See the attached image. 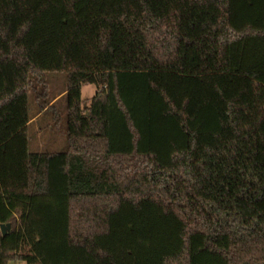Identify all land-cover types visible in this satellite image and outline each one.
<instances>
[{"label": "trees", "instance_id": "1", "mask_svg": "<svg viewBox=\"0 0 264 264\" xmlns=\"http://www.w3.org/2000/svg\"><path fill=\"white\" fill-rule=\"evenodd\" d=\"M1 224L0 264H264V0H0Z\"/></svg>", "mask_w": 264, "mask_h": 264}, {"label": "rangeland", "instance_id": "2", "mask_svg": "<svg viewBox=\"0 0 264 264\" xmlns=\"http://www.w3.org/2000/svg\"><path fill=\"white\" fill-rule=\"evenodd\" d=\"M47 85L32 80V88L28 91L29 115L39 112V105L49 103L53 97L64 93L66 76L63 72H46L44 76ZM43 78V79H44ZM33 87H35L33 89ZM93 84L81 87V97L87 104L95 93ZM66 101L60 96L50 108L41 112L40 116L28 124V149L31 152L64 151L66 143ZM7 264H26L24 260H9Z\"/></svg>", "mask_w": 264, "mask_h": 264}, {"label": "crops", "instance_id": "3", "mask_svg": "<svg viewBox=\"0 0 264 264\" xmlns=\"http://www.w3.org/2000/svg\"><path fill=\"white\" fill-rule=\"evenodd\" d=\"M64 93H65V92H64ZM64 93H62V94H60V95H58V96H56V97H53V98L50 100L49 104L43 109V111H44L48 106H50L53 102H55L60 96H64ZM40 114H41V113H37V114L34 115L33 117L31 116V119H30V121H29V124H30L32 121L36 120V119L40 116Z\"/></svg>", "mask_w": 264, "mask_h": 264}, {"label": "water", "instance_id": "4", "mask_svg": "<svg viewBox=\"0 0 264 264\" xmlns=\"http://www.w3.org/2000/svg\"><path fill=\"white\" fill-rule=\"evenodd\" d=\"M0 227H1V232H2V234H4V233H5V231H6V230H5V228H4V225H3V224H1V225H0ZM7 227H8V226H7Z\"/></svg>", "mask_w": 264, "mask_h": 264}]
</instances>
